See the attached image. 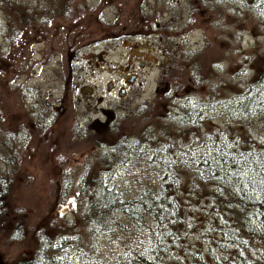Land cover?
Instances as JSON below:
<instances>
[{
	"label": "rangeland",
	"instance_id": "obj_1",
	"mask_svg": "<svg viewBox=\"0 0 264 264\" xmlns=\"http://www.w3.org/2000/svg\"><path fill=\"white\" fill-rule=\"evenodd\" d=\"M239 1L207 0L212 15L195 13L184 37L197 51L177 59L166 53L167 41L180 44L171 31L187 19L193 0L0 1V165L11 176L3 197L0 264L19 256L28 259L41 231L53 241L61 235L72 243L86 240L83 182L100 180L125 199L153 187L152 161L130 156L120 164L115 157L103 162L109 148L92 143L116 138L115 129L102 126L114 115L142 102L151 105L153 113L143 122L149 126L140 139L151 144L146 159L158 149L166 161L174 151H190L206 140L212 145L217 136L243 142L262 135L264 117L232 121L221 109L223 98L242 91L264 57V14ZM63 2L76 12L61 14ZM179 65L186 68L175 74ZM167 67L179 80L167 76V70L162 76ZM189 68L198 75L193 84L185 77ZM132 71L136 78L131 85L124 83L126 91L120 94L118 86ZM175 82L180 86L174 88ZM170 90H184L187 99L206 107L200 115L205 122L196 130L192 123L178 122L175 107L166 105ZM162 112L167 114L159 116ZM91 120L98 130L85 134V142L76 129L82 131ZM180 175L185 181L192 174L187 169ZM15 226L22 234L9 239ZM107 236L98 234V244Z\"/></svg>",
	"mask_w": 264,
	"mask_h": 264
},
{
	"label": "trees",
	"instance_id": "obj_2",
	"mask_svg": "<svg viewBox=\"0 0 264 264\" xmlns=\"http://www.w3.org/2000/svg\"><path fill=\"white\" fill-rule=\"evenodd\" d=\"M60 7L61 14L67 17L76 12L68 2ZM257 7L264 14V5ZM185 55L173 56L177 59ZM263 58L245 88L223 98L221 109L228 119L245 123L264 117ZM184 68L179 65L175 74ZM190 68L185 69V77L193 84L198 75ZM166 70L167 76L179 80L180 77L171 75L170 67L165 69V75ZM186 95L170 90L164 96L166 105L175 107L177 121L192 123L196 130L205 122L200 115L206 107ZM148 113H153L151 105L142 102L125 114L114 115L102 126L109 132L115 129L116 138L99 144L94 137L92 143L109 148L103 162L115 157L116 164H120L130 156L152 161L153 187L125 199L100 180L92 184L83 182L86 203L82 214L87 239L81 238L80 242L77 238L72 243L61 235L60 240L53 241L39 230L41 234H35L29 247L32 250L28 259L19 256L8 264H264V132L243 142L235 138L226 142L217 136L211 139L212 145L207 146L206 140L190 151L170 153V148H161L174 155L166 161L155 149L154 156L150 154L146 159L151 144L145 146L146 142L140 139L149 126V122L143 125L149 121L145 118ZM95 130L98 125L94 120L82 131L76 129L78 138L84 137L85 142L89 140L84 135ZM76 131L73 130V136ZM187 169L192 175L182 181L180 174H186ZM7 170L0 165V223L6 210L3 197L11 181ZM19 230L13 227L8 238L19 239ZM100 233L108 235L102 244L96 238Z\"/></svg>",
	"mask_w": 264,
	"mask_h": 264
},
{
	"label": "flooded vegetation",
	"instance_id": "obj_3",
	"mask_svg": "<svg viewBox=\"0 0 264 264\" xmlns=\"http://www.w3.org/2000/svg\"><path fill=\"white\" fill-rule=\"evenodd\" d=\"M212 1V0H210ZM223 2L225 1H229V0H222ZM242 3H250L253 4L254 6H262L264 5V0H240L239 2ZM193 2H195V4L190 5V11H189V16L187 17V19L183 22L177 25V27L172 30V34L173 37L177 36V38H179V42L176 41H172L171 40L167 41L169 42L167 47H166V53H172L174 55H181V54H188V53H194L197 51L196 48H192L190 47L191 45H188L185 41H184V37L187 34V31L189 30V28L192 26L193 23V19L195 17V13L200 14L201 16H203V14H205L206 17H208L209 15H212L213 10H212V4H209L207 2V0H193ZM196 11V12H195ZM222 11H217L218 15H221ZM197 15V14H196ZM170 21V20H169ZM168 21V22H169ZM160 26V24H159ZM158 26V27H159ZM160 28V27H159ZM166 32V30H164ZM167 33V32H166ZM171 47H173V51H171ZM140 65H143V62H140ZM165 71V69H164ZM164 73L162 70V76L164 77ZM132 76V80H129V77ZM134 78H136V72H130L128 76L125 77V81L121 82V84L118 86V92L120 94L124 93L126 91L125 85H123L124 83H127V85H131L134 81ZM107 87L108 90H112V88L114 87L112 82L108 81L107 83ZM184 91V90H183ZM182 91V92H183ZM47 104V102H46Z\"/></svg>",
	"mask_w": 264,
	"mask_h": 264
},
{
	"label": "water",
	"instance_id": "obj_4",
	"mask_svg": "<svg viewBox=\"0 0 264 264\" xmlns=\"http://www.w3.org/2000/svg\"><path fill=\"white\" fill-rule=\"evenodd\" d=\"M132 78H133V77H132V76H130V77H129V80H132Z\"/></svg>",
	"mask_w": 264,
	"mask_h": 264
}]
</instances>
